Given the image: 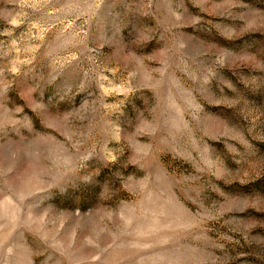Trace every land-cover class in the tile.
I'll return each instance as SVG.
<instances>
[{
    "label": "rangeland",
    "instance_id": "rangeland-1",
    "mask_svg": "<svg viewBox=\"0 0 264 264\" xmlns=\"http://www.w3.org/2000/svg\"><path fill=\"white\" fill-rule=\"evenodd\" d=\"M0 264H264V0H0Z\"/></svg>",
    "mask_w": 264,
    "mask_h": 264
}]
</instances>
